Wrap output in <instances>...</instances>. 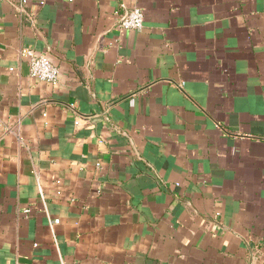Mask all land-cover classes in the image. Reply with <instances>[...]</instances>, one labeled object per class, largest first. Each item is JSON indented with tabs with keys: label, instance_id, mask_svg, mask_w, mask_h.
Instances as JSON below:
<instances>
[{
	"label": "crops",
	"instance_id": "1",
	"mask_svg": "<svg viewBox=\"0 0 264 264\" xmlns=\"http://www.w3.org/2000/svg\"><path fill=\"white\" fill-rule=\"evenodd\" d=\"M0 264H264V0H0Z\"/></svg>",
	"mask_w": 264,
	"mask_h": 264
},
{
	"label": "built area",
	"instance_id": "2",
	"mask_svg": "<svg viewBox=\"0 0 264 264\" xmlns=\"http://www.w3.org/2000/svg\"><path fill=\"white\" fill-rule=\"evenodd\" d=\"M143 20L144 15L142 11L138 7H133L120 16L117 24L122 29L139 31L143 25ZM21 55L28 63L29 75L31 77L49 83H57L60 80V69L50 60L48 55L29 48L22 49ZM57 223H59L58 219L49 221L51 227Z\"/></svg>",
	"mask_w": 264,
	"mask_h": 264
}]
</instances>
